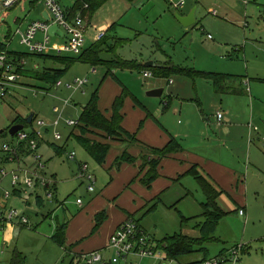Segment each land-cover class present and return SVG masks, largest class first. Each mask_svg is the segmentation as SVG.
<instances>
[{
	"label": "rangeland",
	"instance_id": "rangeland-1",
	"mask_svg": "<svg viewBox=\"0 0 264 264\" xmlns=\"http://www.w3.org/2000/svg\"><path fill=\"white\" fill-rule=\"evenodd\" d=\"M55 1L63 9L72 8L76 2V0ZM188 1L189 4L194 0ZM221 1L227 5L230 14L213 7L212 10L218 16L215 17L208 12L206 6L197 13L196 25L189 28L184 27L178 19V16L185 12L177 9L181 8L179 4L182 0H110L95 13L89 28L90 35L95 24L98 27L111 19L112 23L117 24L103 47L105 60L117 57L116 60L123 61L170 64L195 73L193 77L176 74L165 80L144 78L138 69L117 70L118 78L149 110L153 113L157 109L160 110L156 115L159 124L167 123L183 128L182 122L187 116L184 112H191L189 105L199 110V124L206 123L204 117L205 121L208 119L209 122H215L216 111L224 107L226 101L221 104V96L214 91L213 83L197 73L237 75L243 76L245 81L254 78L264 80V0H246L250 3L245 4L246 6H242L239 0ZM46 10L43 3L22 0L16 7L0 13V42H7L9 51L24 54L25 57L22 59L26 61L25 73L18 85L9 87L4 99L0 98V132L8 130L12 123L10 118L20 117L27 120L35 115V123L27 126L26 132L33 134L34 131L40 130L43 134V137L39 138L42 145L38 154L41 156L45 170H41L39 174L44 171L43 173L52 177L53 170L60 168L62 174L76 177V182L61 186L63 199L59 195L58 201L56 198L50 201L45 195L42 206L33 205L32 208H28L27 214L31 223L28 228L36 232L42 230L43 238L34 237L36 240L28 238L27 245L23 248L25 264H69V259H60L63 253L54 243L51 235L54 232L56 218L63 222L65 214L69 219L72 213L78 211L77 199L80 198L87 204V198L90 196L87 182L80 180L81 173L77 172L83 161L90 163L91 160L95 163V160L76 141L75 137L80 135V127H71L67 123L68 120L80 123L84 106L103 84L101 79L107 71L103 66H97L99 74L95 76L94 68L90 65L74 63L68 67L58 59L76 58V56L57 55L55 52L41 56L32 54L22 45L21 37L15 35L18 28L23 31L34 21L43 20V13ZM41 36L39 34V39ZM117 38L127 41L118 42ZM90 41V38L86 39L87 48L92 45ZM55 42L62 43L61 45L65 43L64 40L53 38L51 45H55ZM50 70L65 72L60 80L64 86L58 92L55 86H50L47 82L36 78L37 75ZM78 78L87 79L89 83L79 91L68 89V85L73 84ZM169 81H173V84L170 85ZM159 88L164 89L163 97L159 99L148 97L149 91ZM63 92L66 93L62 95ZM248 94L245 99L256 97L253 93L248 92ZM66 100L71 101L67 106V111L71 115L64 113L65 116L59 126H54L58 115L53 109L62 108ZM167 103L173 106L172 110L169 107L165 109ZM38 122H44L47 126L41 129L37 125ZM195 124L200 126L197 120ZM192 125L195 128L194 124ZM31 130L33 133L30 132ZM57 134L61 135V140H56ZM89 138L94 139L93 136ZM11 143L13 141L10 135L0 138V187L3 186L4 192L12 193L11 179L4 183L1 175L2 171H10L5 167L6 165L3 166L2 159L7 155L3 152V148ZM72 154H75V159L70 158ZM93 169L91 168V172H94ZM107 178H110L109 175ZM257 189L260 194L255 198L251 195L250 198L252 220L239 216L237 206L228 207V201L223 204L228 214L216 230V236L220 240L208 246L209 258H217L223 252L227 254L234 248L243 247V251L248 253H241L238 264H264V187L259 185ZM40 192L43 194L42 190ZM64 193L69 195L64 198ZM13 201L14 199L10 200L9 207L3 210L4 213L12 209ZM17 202L22 203L20 200ZM17 202L15 200V203ZM58 203L60 204L57 205ZM65 203L71 206V210L64 208ZM17 208L21 211L24 209L22 206ZM180 219L175 210L162 204L156 212L147 214L143 225L154 240L162 241L166 236L175 235L180 231ZM156 252V259L148 258L140 261L132 257L128 264H176L166 259L164 251ZM201 258L202 255L195 254L191 259L185 258L183 262Z\"/></svg>",
	"mask_w": 264,
	"mask_h": 264
},
{
	"label": "crops",
	"instance_id": "crops-1",
	"mask_svg": "<svg viewBox=\"0 0 264 264\" xmlns=\"http://www.w3.org/2000/svg\"><path fill=\"white\" fill-rule=\"evenodd\" d=\"M239 1L242 2V6H246L245 4L249 3L246 0ZM188 2V0H182V3L179 4L181 8L177 9L185 11L179 16L187 17L192 10H196L194 15L196 22L198 20L197 13H199L201 9H205L206 6L211 15H213V7H217L223 11L225 10L227 14H230L229 8L221 0H194L189 4ZM78 15L85 18L87 26L86 39H91V46L98 42L97 31L99 29L108 32L111 26L115 24L112 23V19L98 27L95 24L90 35L89 28L90 25H92L95 15L90 18L89 14L83 11ZM213 16L218 17L217 15ZM196 22L193 26L196 25ZM109 35L110 33L107 34V38ZM118 39L127 41L122 38H117V40ZM104 46L105 45H103V47ZM90 47L87 48L85 46V50H88ZM102 54L104 55V51ZM116 58L117 57H114L112 60H105L103 58V60L112 62L117 61L118 59L116 60ZM123 62L135 63L137 66L147 65V63H139V61L127 60ZM153 63L154 66L158 67L171 66L170 64L162 65L156 62ZM103 67L107 72L104 76L103 73L101 74V76H103L101 79L103 80V84L101 85L102 87L100 86L99 88V108L104 115L108 119L112 118L114 102L117 98L122 96L121 94L124 92V89H126V91L130 93V96L126 100L123 109L124 121L122 126L124 129L131 134H137L138 140L141 141V143L156 149L164 148L172 142V139H177L180 141L183 151L162 160L159 167L160 177L152 184L151 188H148L142 183V178L146 175L148 170L146 169L144 173L140 171L144 163V157L149 155L148 150L145 148L146 146L134 145L126 147L121 141L112 142L110 140H103L100 136L96 137L97 141L109 143L111 145V150L103 165L98 164L96 161L92 163L90 160V163L88 161H83L78 167L77 173L79 174L84 165L88 167L89 173H93L92 175L95 176L97 180L95 185L96 190L91 192L88 189L87 183V189L90 193V196L87 198V204L79 198L76 201L81 200L82 203L78 204L76 202V205H79V209L76 213H72L69 219L65 214L63 222L59 218H56L54 232L51 235L52 240L57 228L68 223L66 247L70 255H67L66 251L57 244L63 253L60 259L70 256L68 258L70 263L71 260L79 254L101 250L105 252L106 258L110 259L113 257V252L108 249V246L112 234L116 229L127 222L129 217L133 215L132 219L139 221L141 229L146 234L149 233L148 230L144 228L143 220H145L147 214L156 212L158 207L162 204L175 210L179 217L181 214L187 219L194 218L183 230L181 229L180 219V231L182 230V233L192 238L199 237L200 232L196 228V225L205 221L204 218L201 217L203 214L202 203L205 202V196L202 187L199 186L195 178L187 175L191 172L190 170L194 165H197L201 174L221 193L216 201L226 215L228 213L225 211V208H223V204L228 201V207L232 205H234V207L237 206L238 214L241 209H244L245 214H239V216L246 218V220H248V218L252 220V216L250 215L251 195L253 198L257 197L260 194L257 187L259 185L264 187V88H262L264 86H260L264 85V80L255 78L249 81L244 80L247 92L253 93L256 96L252 99H245V97L249 95L246 93L241 95H232L227 92L218 93L214 87V91L221 96V104L226 101L224 107L216 111L217 114L224 112L222 122L218 121L217 116L214 119V123L213 121H207L208 119L205 121L204 117V122L206 123H202V125L199 124V110L189 105L191 112L187 113L183 111L187 116H185L182 122L183 128L180 129L177 128V126L168 125L167 123H158L156 115L160 113V110L157 109L155 113H153L143 104L138 96L134 95L126 88L124 83L118 78L119 72L117 70L122 69L113 68L109 70L107 66ZM92 68H94V75L97 76V74H99L97 68ZM153 78L155 77L153 76ZM170 82L171 81H169V84ZM62 88L63 87H56L57 92L62 90ZM65 93L66 92H63L62 95ZM136 100L139 101L140 104ZM167 107L172 110L173 106L171 107L170 103H167L165 109ZM67 109L68 108L65 109V113L71 115ZM180 113L182 114V111H180ZM10 119L12 123L9 125V130L14 125H24L25 130L23 131H28V128H26L27 125H25L28 124V119L23 120L20 117ZM196 120L200 126H196ZM35 121L36 116L33 123L28 124V126L33 125ZM192 124H194L195 128ZM53 128L55 127L53 126ZM30 132L33 133L32 130ZM31 135L32 138L35 140L37 139L39 151L42 143L34 134ZM17 136L12 137L13 143L10 145L19 146L20 155L24 160L23 167H28L35 172H37V170L40 172L39 162L37 163L35 159H33L29 144L27 142H22L19 145ZM126 151L137 158V161L134 164H123L118 168L116 166V161ZM2 160L3 166L6 165L5 167H7L8 170L12 171L16 169L17 165L8 160V155ZM96 164L100 166L97 167ZM91 168H94V172H91ZM42 170H45V167ZM61 171L60 168L59 170H53L51 173L52 177L46 175V173L42 171V174L55 179L56 184L53 187L55 196L53 199L56 198L57 201V197L62 194L61 186L63 187L70 182H76L75 176L72 178L70 173V175H64ZM108 175L110 178H107ZM9 178L11 179L12 196L7 200L6 207H9L10 200L14 199L11 204L12 208L18 210L21 215L26 216L29 221L30 217L27 214L28 208H32L33 205L42 206L46 190L43 188L28 189L25 187L24 183H22L20 187H13L11 176H7L6 178L2 176V182L5 183ZM3 190V186L2 188L0 187V202L3 200L5 192H7ZM41 190L43 194L40 192ZM68 195V193H64V198ZM159 197L160 202L157 200ZM15 200L16 202L20 200L22 203H15ZM59 204L60 203L57 205ZM155 204H157V206L151 211ZM65 205H63L64 208L66 207L68 211L71 210V206L68 205V203H65ZM21 206L24 207L22 211L17 208ZM102 212L106 213V220L98 232L94 233L97 224L96 217ZM30 224V221L25 224L21 223L19 219L5 221V219L0 218V264H11L13 257L16 255L23 256V248L27 245L28 238L30 240L34 237L38 239L40 237L43 238L42 230L37 232L31 230L30 227L28 228ZM36 238L34 239L36 240ZM243 252L245 254L248 253L247 251Z\"/></svg>",
	"mask_w": 264,
	"mask_h": 264
},
{
	"label": "trees",
	"instance_id": "trees-1",
	"mask_svg": "<svg viewBox=\"0 0 264 264\" xmlns=\"http://www.w3.org/2000/svg\"><path fill=\"white\" fill-rule=\"evenodd\" d=\"M34 1L40 2V0ZM109 1L110 0H76L75 5L72 8L65 9V13L69 20H74L81 11H83L84 13H88L91 18L101 7H103ZM86 5L89 6L87 9L85 8ZM116 26L117 24H113L110 30H108V32L106 33L108 34L111 31H115ZM107 34L103 39L96 42L95 45L91 46L88 50H85L80 56L76 58L65 57L62 59H58L61 60V62H63L64 64L66 63L68 67L74 63H84L96 68L97 66H107L109 70H112L113 68L122 70L138 69L140 72L147 70L151 71L155 78H163L166 80H169L176 74L187 77H193V75L195 74L191 70L187 71L180 67H176V65L159 67H149L147 65L137 66V64L135 63H126L120 59H118L117 61L106 62L102 58V53L104 51L102 47L107 43V40L109 39V37L107 38ZM117 41L124 42L120 39H118ZM8 46L9 45L7 42H0V55H2L3 53H7L16 61H18L20 58L25 57L24 54H17L9 51ZM38 55L45 56L42 54ZM17 73L22 76L25 73V67L19 66V68L17 69ZM4 74L5 69H2L0 67V80L4 77ZM64 74L65 72L62 70H50L43 74L37 75L36 78L47 82L50 86L52 85L56 87ZM197 74L210 80L213 83L216 92L218 93L227 92L232 95H241L245 93L248 94V92H246L245 90V78L243 76H232L222 73L216 74L206 72ZM121 95L122 96L117 98L114 102L112 108L113 116L111 119H108L99 108V89H97V91L93 93L90 102L83 108V113L78 126L80 127V135L75 138L76 141L82 146V148H84L87 153L100 165H103L106 162L108 158L107 156L111 150V145L109 143L100 142L99 140L97 141L96 137L98 136L103 138V140H110L112 142L121 141L126 147L134 145H142L143 147L146 146V144H143L138 140L137 134H131L130 132H127L122 126L124 121L123 109L126 100L130 96V93L126 91V89H124V92ZM137 102L139 103V101ZM25 125L28 126V124ZM5 135H9V128L5 131L4 135L0 134V138ZM89 136H93L94 139L89 138ZM145 148L148 150L149 155H146L144 157V163L140 168V171L144 173L146 169L148 170L146 175L142 178V183L145 187L151 188L152 184L160 177L159 167L162 160L183 151V147L179 140L172 139V142L164 148L156 149L148 146H146ZM136 161L137 158L133 157L126 151L117 159L116 166L119 168L123 164H134L136 163ZM190 171L191 172L187 175L193 176L195 178L199 186L202 187V191L205 196V202L202 203L203 214L201 216L205 221L196 225V228L200 232V236L192 238L182 233V230L186 228L194 220V218L187 219L180 214L182 229L181 231L173 236L165 237L162 241L157 242L153 239V243L155 244V251H164L166 259L171 262H175L176 264H201L205 261L210 260V250L208 246L210 245V243L219 241L216 236V230L226 215L216 201L221 193L218 192L211 184V182L201 174L197 165H194ZM157 200L158 202H160V197ZM156 206L157 204L152 207L151 211L154 210ZM132 218L133 215L129 217V220H131ZM96 220L97 224L94 229V233L98 232V230L106 220V213H100V215L96 217ZM137 222L139 224V221ZM67 225L68 223L57 228L53 240L54 242H56V244L63 248L64 251H66L67 255H70L69 250L66 247ZM195 254L202 255L203 258L195 259V261L187 260L186 262H183L185 258L191 259V257ZM222 255H225V252H223ZM69 257L70 256H68V258ZM73 260H71L69 264H73ZM25 261V257H23L22 255H16L15 257H13L11 264H25Z\"/></svg>",
	"mask_w": 264,
	"mask_h": 264
},
{
	"label": "built area",
	"instance_id": "built-area-1",
	"mask_svg": "<svg viewBox=\"0 0 264 264\" xmlns=\"http://www.w3.org/2000/svg\"><path fill=\"white\" fill-rule=\"evenodd\" d=\"M22 0H0V13L4 10L12 9L21 3ZM40 3L45 4L48 13H50L51 21H34L29 24L25 30L16 31L15 35L21 37V44L24 45L32 54H50L55 52L57 55H74L80 56L85 51L86 46V21L81 15H78L74 20H69L66 16L65 9L61 7L59 3L55 0H40ZM89 6L86 5L87 9ZM212 14L216 13L212 11ZM53 25H58L62 31L63 36L56 35L52 37L49 35V29ZM39 34H41V39H39ZM106 31L99 29L97 40H101L106 36ZM57 38L60 41H65L64 45L62 43H56L51 45L52 39ZM25 59L20 58L18 61L14 60L9 54L3 53L0 55V67L5 69L4 77L0 80V98L4 99L9 87H14L18 85L20 78L22 77L17 73L19 66H25ZM142 77L153 78V74L149 71H143ZM89 81L87 79H77L73 84L68 85V89H73L75 91L82 90ZM173 84V81L170 82ZM63 83L60 81L56 87H63ZM71 103L70 100H66L63 107H55L53 112L58 115L57 121L53 124L58 126L61 120L64 118V110ZM217 118L219 122H222L224 118V112L218 113ZM68 126L78 127L79 122L68 120ZM38 127L43 129L47 125L44 122H38ZM257 130V128H256ZM34 136L36 138H42V131H34ZM61 135H56V140H61ZM17 140L19 145L22 142H27L30 146V151L33 155V159L39 162V170L44 169L42 164V159L37 151L39 149V143L37 139L32 138V135L26 131H21L18 134ZM3 152L8 155V160L17 165L15 170L10 172L2 171L1 175L3 178L7 176L12 177V186L20 187L24 183L25 187L28 189L43 188L46 190V197L48 200L52 201L55 196V190L53 187L56 184L54 178L47 177L46 175L39 174L31 170L28 167H23V159L20 155L19 146L6 145L3 148ZM72 159H75V154H72ZM81 180H85L88 183V189L94 192L96 185V178L91 173L88 172V167L84 165L81 169ZM12 196L10 191L5 192L3 200H7ZM81 204V200L77 201ZM8 207H3L0 202V218L5 219V221H12L13 219H19L21 223L27 224L29 221L26 216L21 215V213L16 209H10L6 213L3 212L4 209ZM240 215H244V209L239 212ZM155 244L153 243V238L150 234H146L140 227L135 219L128 220L124 224L120 225L116 231L112 234L108 249L113 252V257L110 259L106 258L105 252L93 251L86 252L84 254H79L74 257L73 264H128L132 257L138 258L140 261L148 258L156 259V251L154 249ZM243 252V247L234 248L230 250L227 254L219 256L217 258H211L201 264H238L241 258V253Z\"/></svg>",
	"mask_w": 264,
	"mask_h": 264
},
{
	"label": "water",
	"instance_id": "water-1",
	"mask_svg": "<svg viewBox=\"0 0 264 264\" xmlns=\"http://www.w3.org/2000/svg\"><path fill=\"white\" fill-rule=\"evenodd\" d=\"M195 11L196 10H192L187 17H180L178 16V19L180 20V22L183 24L184 27L189 28V26H192L195 24L196 19H195ZM43 19L47 22L51 21V17H50V13H48V11L46 10L43 14ZM49 35H51L52 37H55L56 35L59 36H63L62 31L60 30L58 25H53L51 26V28L49 29ZM148 66L153 67L154 63L153 62H149L147 63ZM164 93V89L159 88L158 90H151L149 91L148 97L150 98H160L163 97ZM35 118V115H32L29 119H28V124H32L33 120ZM25 130L24 125H14L10 128L9 130V134L11 137H15L17 136L19 133H21V131ZM6 131V130H5ZM5 131H1L0 134H5ZM1 204L6 207L7 202L2 200Z\"/></svg>",
	"mask_w": 264,
	"mask_h": 264
}]
</instances>
